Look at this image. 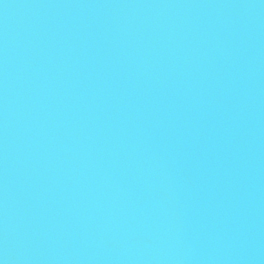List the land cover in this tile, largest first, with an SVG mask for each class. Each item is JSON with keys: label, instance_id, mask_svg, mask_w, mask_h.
<instances>
[{"label": "water", "instance_id": "obj_1", "mask_svg": "<svg viewBox=\"0 0 264 264\" xmlns=\"http://www.w3.org/2000/svg\"><path fill=\"white\" fill-rule=\"evenodd\" d=\"M0 264H264V0H0Z\"/></svg>", "mask_w": 264, "mask_h": 264}]
</instances>
